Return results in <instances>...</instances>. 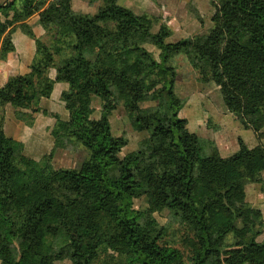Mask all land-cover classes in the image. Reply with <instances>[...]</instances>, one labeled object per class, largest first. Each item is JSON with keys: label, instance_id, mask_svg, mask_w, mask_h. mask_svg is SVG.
<instances>
[{"label": "trees", "instance_id": "1", "mask_svg": "<svg viewBox=\"0 0 264 264\" xmlns=\"http://www.w3.org/2000/svg\"><path fill=\"white\" fill-rule=\"evenodd\" d=\"M20 1L0 5V57L15 49L17 28L34 39L36 55L17 85L0 87V264H264L262 210L246 190L264 182V143L240 139L222 156L213 139L191 131L171 63L183 53L202 80L221 86L240 124L264 136V0H212L208 32L176 41L158 16L119 0H86L100 2L88 13L74 0ZM57 82L67 84V117L40 105ZM8 103L53 115L52 151L75 143L88 157L56 167L52 151L27 155L4 131ZM120 105L133 129L148 133L123 156L128 137L110 120ZM129 198L147 207H131ZM162 211L185 230L186 253L165 240L169 228L154 215Z\"/></svg>", "mask_w": 264, "mask_h": 264}, {"label": "rangeland", "instance_id": "2", "mask_svg": "<svg viewBox=\"0 0 264 264\" xmlns=\"http://www.w3.org/2000/svg\"><path fill=\"white\" fill-rule=\"evenodd\" d=\"M99 1L96 2H88L86 0H74L73 5L76 10H83L88 12H95L98 8ZM121 3V2H120ZM204 3L207 4L205 10L198 9L194 2L191 0L186 5V9H176L174 12L176 14H185L188 10V14H194V17H191V23L189 24V28H185V31L183 32V35L185 37L192 36L197 33H206L208 32L210 26L212 25L211 17L214 12V4L212 0H204ZM144 13L153 14L158 16L159 23L164 22L167 16H164V8L162 6V9L157 13H152L148 11H144ZM169 16V15H168ZM193 16V15H190ZM195 19V23L192 21ZM159 25H156L154 27V31L158 29ZM184 38V37H182ZM181 39V38H179ZM168 41H176L178 40V36L169 37L167 39ZM149 48L155 52V54L158 53V50L154 48V46H149ZM113 59L112 55H108L106 60L107 62L111 63ZM171 63L177 66V84H176V91L180 97L184 99V106L185 104L191 103V105L186 106L183 109V115L182 117H185L188 121V128L193 131L197 132L199 135L213 139L215 142V137L211 135L210 132H215L219 128L221 129L224 127V129H234L232 125L235 127H239L240 130H247L251 129L253 134L257 136L258 141L256 140L255 144L252 146L257 145L258 143H263L261 139H263V135L260 137L258 132L252 128V127H244L240 124L238 119L236 118V115L229 111L227 108L225 101L223 99V93L221 91V86L213 79L210 80H202L196 71V69L193 67V65L190 63V61L187 59V57L180 53L172 58ZM50 74H55L54 69H50ZM21 80H19L20 82ZM64 82H57L54 88V91L51 96V101L55 100V103H60L64 107V109L61 112H57L61 114L63 117L68 116V110L64 106L61 98H60V85ZM17 85V84H16ZM9 89V88H8ZM42 99V98H41ZM94 111L92 113L93 116H99L101 114L102 109V103L99 99L95 98L93 101ZM43 107V106H42ZM46 108V107H43ZM48 109V108H47ZM182 109V108H181ZM180 109V110H181ZM49 110V109H48ZM33 111V110H32ZM41 112V111H39ZM43 113V112H42ZM45 114V113H44ZM50 115V114H47ZM53 116V115H52ZM181 116V115H180ZM201 117L203 120L201 122V125L198 130L194 131L190 127V119L192 117ZM226 116H232L227 118ZM225 117V118H224ZM190 118V119H189ZM197 118V117H196ZM233 118V119H232ZM56 119V118H55ZM219 119V120H218ZM110 120L113 128V132L117 134H124L128 137V144L125 146L122 151L121 155L123 156L125 153H127L130 150H133L135 148H138L141 144L142 140L148 136L147 132H139L133 129L130 118L126 114L124 108L120 105L118 108L111 112L110 114ZM56 122V120H55ZM242 139L244 142L245 140L243 137H238V142ZM217 144V143H216ZM54 146V145H53ZM218 146V145H217ZM30 152L27 150V155L34 156L33 158L39 160L43 156L48 155L51 153L52 148L45 150L37 151L32 146L29 147ZM52 162L56 167H74L79 165L84 159L88 157V151L83 145L78 144H72L67 149L57 148L52 151ZM263 180V179H262ZM247 199L248 201L256 207H259L262 210V222H263V232L259 235L258 239L263 240L264 239V182H255L250 181L247 186ZM129 206L134 208H146L147 204L145 202L144 198H129ZM155 217L161 222L165 223L169 228V234L165 237V240L169 242L172 245H175L176 247L180 248L184 253H186V249L184 246V243L182 241L183 232L185 230L182 228V225L179 222H169L167 218V212H155ZM237 225H241L240 220L236 221ZM226 239L228 241L232 240L231 234H228L226 236ZM121 257V256H120ZM59 264H70L69 261H61Z\"/></svg>", "mask_w": 264, "mask_h": 264}, {"label": "crops", "instance_id": "3", "mask_svg": "<svg viewBox=\"0 0 264 264\" xmlns=\"http://www.w3.org/2000/svg\"><path fill=\"white\" fill-rule=\"evenodd\" d=\"M11 1L13 0H0V5ZM190 1L191 0H119V3L121 2L120 4L132 9L136 13H144L145 10L152 13H158L163 6V14L164 16H167L164 22L167 23L172 29V34L170 37L176 35L179 39L185 37L183 35V32L185 31V28H189L191 17H194L195 15L190 14L193 15L190 16L188 14V10L185 14H176L177 12L175 13L174 10L181 8L186 9V5ZM192 1L198 9H206L205 5L207 4L204 3V0ZM17 3L20 4L21 1L17 0ZM36 18L37 15H33L28 19V21L35 22ZM192 22L195 23V19ZM34 31L35 33H37V35L43 33V30L40 26H34ZM12 40L15 49L8 51L4 58L0 57V87H3L5 89L10 88L12 85L18 84L21 76L31 70L30 65L36 55V46L34 39L22 32L20 28L15 29V31L12 33ZM1 44L2 42L0 41V51ZM50 75L54 77L56 75V70L55 74ZM66 87V83H62L60 85V94L61 91ZM51 96L42 97L40 105L48 108L50 111L52 110L62 113L64 107L59 102L55 103V100L51 101ZM189 105H191V103L187 102L185 106L182 107L179 112L181 116L183 115V109ZM196 117H192L191 119L189 118L190 127L194 131L199 129L201 122L203 121L201 117ZM226 117L229 118L232 116ZM55 120V117L52 115H47L39 111L34 112L28 108L15 107L11 103H8L5 106L3 126L4 131L8 136L24 142V149L25 153L27 154V150L29 151V147L31 146L37 151H47L48 149L53 147L54 136L52 135L51 131L55 124ZM232 127L234 129L229 128L228 130L222 127L215 132H210L211 135L215 137L216 143L222 156L231 155L239 149V136L243 137V139L249 146L255 144L253 142H255L256 140L258 141L257 136L253 134L251 129L240 130L239 127H235L234 125H232ZM261 140L264 143V137ZM32 157L34 156L32 155Z\"/></svg>", "mask_w": 264, "mask_h": 264}]
</instances>
